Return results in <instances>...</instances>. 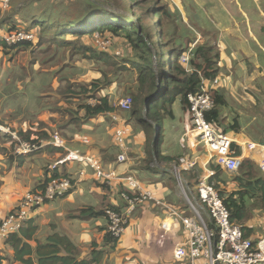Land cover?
Here are the masks:
<instances>
[{"label":"crops","instance_id":"1","mask_svg":"<svg viewBox=\"0 0 264 264\" xmlns=\"http://www.w3.org/2000/svg\"><path fill=\"white\" fill-rule=\"evenodd\" d=\"M252 1L255 13L259 16L257 20H252L246 16L243 22L234 21L236 30L230 29L228 24H225V29L221 31L211 27L207 35L198 33L202 41L197 43L207 42L218 49L219 60L217 65L219 72L217 76L221 84L219 89L225 98L228 94L233 93V88L238 84H251V87L255 89V94H251V102L255 108V97L259 101V98L264 96V0ZM180 2L182 6H177L180 5ZM172 3L182 15L183 9L185 10L183 1L172 0L169 2L172 11H175L176 8ZM181 7L183 8L181 9ZM17 14H10L11 19L16 20ZM194 18V15L191 16L192 23L196 24ZM202 19L204 21L203 17ZM181 20L185 25L188 22L187 17L186 21L182 18ZM239 23L245 27L244 30L238 29ZM206 26L209 27L207 24ZM3 28L5 27L0 26V30H3L0 33L4 32ZM179 33L187 38V32L179 30ZM198 34L192 36L196 38L195 41H198ZM187 42L188 40L185 39L183 43L186 45ZM27 50L29 48L26 50L4 49L0 45V84L2 85L0 90V127L15 132L21 140L35 139L37 143L42 144V147L31 153L16 155L14 152L15 142L10 134L0 130V220L17 206L26 192L35 189L44 180L47 167L55 164L54 162L65 154V149L50 143L53 132L59 133L65 142V146L72 152L79 153L80 151L100 158L105 170L115 169L118 174L131 173L136 178L135 168H152L158 172H171L174 175L172 165L175 161L147 162L144 149L145 135L137 126L131 128L130 125L133 123L128 120V112L118 108V100L122 97L114 96L115 94L112 92L113 86L116 84H112L107 89H101L99 94L102 96H98L107 97L114 110L99 114L79 124L71 121L69 116V110H74L77 107L75 102H78L79 98L61 96L65 103L61 106L63 108L61 113L64 116L53 112L52 109L56 108L47 104L49 96L46 95H54L50 94L49 90L41 91L40 96H36L38 99H32L30 102L24 94L26 93L27 96L34 95L33 90L30 92L27 90V87L31 86L29 83H33L34 80L33 78L30 79L32 74L23 72V78H21L22 75L20 72L14 71L12 66L15 67V65L11 63L12 57L18 52ZM32 51L37 52L33 48ZM246 53H250V56H246ZM228 55H231L230 60ZM248 57L254 58L255 63ZM28 64L31 69H39L36 56L29 59ZM19 66L24 71V65ZM134 73L136 72L134 71ZM96 74L98 75L91 76L84 81L80 79V82L78 81L79 76H72V78L66 76L65 79L73 83H88L91 79L100 77L99 70L96 71ZM252 79H255V84ZM56 80L60 81L59 77ZM59 88H61V83ZM106 94L110 96H103ZM247 94L243 96H247ZM59 96L55 97L59 98ZM20 97L22 105H19ZM84 100L92 104L95 102L90 98ZM39 102L40 104H38ZM226 102L229 103L227 98ZM253 112L252 119L254 120L253 124H255V111ZM20 113L27 115L23 121L19 116ZM179 114L177 119L173 113L174 116L171 118V126L167 134L169 138L166 141L163 122H161L159 150L162 155L176 159L186 154L197 163L192 171H184L181 175L184 186L190 193L189 178L193 177L196 180L202 173L212 170L210 164H215V162L211 158L210 152L202 144H198L190 132L187 110L182 107V113ZM82 115L83 113L79 111L78 116L81 117ZM223 115L229 121V115L227 116V113H223ZM50 117L55 118L54 125L50 123ZM113 117L118 118V120L114 121ZM113 123L117 126H122L125 123L130 127L132 141L129 147V156L125 162H116L119 150L114 142ZM239 124L241 127L240 121ZM19 133H22L23 136L21 137ZM227 133L232 139V143L238 148L239 154L237 156L242 160L250 159L254 165L260 168V164L264 161V143L256 139L255 141L251 140L244 135L241 128L239 132L228 131ZM84 139L87 140L86 143ZM175 148L177 152L172 154ZM75 164L77 163L67 162L57 166V173L71 179L72 188L64 197L47 202L34 212L33 223L36 226V231L33 239L28 241L33 248L37 244L36 239L44 242L50 234L59 233L66 235L73 242L77 247V259L86 260L87 264H196L195 261L190 262L189 259L179 261L174 258L175 246L184 240L177 241L175 238L176 219L169 215V209L155 202V200H159L178 211L184 205L192 213L179 185L173 194L172 189L163 187L160 183L156 187H151L139 181L141 191L151 193L152 199L146 198L136 205L134 211L127 217V223L114 247L111 248L110 243L104 244V236L108 226L107 218L102 216L80 219L73 217V215L79 209L89 206L96 209L116 206L123 210L125 201L119 196V191L116 188L104 185L103 182L97 180L88 165ZM80 171L85 172L80 174ZM194 172L197 174L195 175ZM237 172V170L227 171L222 168V180L224 181L222 188L226 192L237 189V184L233 179ZM158 205L160 207L157 208ZM138 206L137 216H134ZM75 210L77 211L75 212ZM252 214L245 225L251 229L249 237L256 240L264 236V207L254 208ZM164 221L170 223V228L167 231L161 228ZM13 253V249L5 240L0 239V256L4 258L2 264H22L12 260ZM33 261L34 264H37L34 257ZM198 262L207 264L205 260L202 263Z\"/></svg>","mask_w":264,"mask_h":264},{"label":"trees","instance_id":"2","mask_svg":"<svg viewBox=\"0 0 264 264\" xmlns=\"http://www.w3.org/2000/svg\"><path fill=\"white\" fill-rule=\"evenodd\" d=\"M150 1L152 2L148 4ZM182 1L187 13L192 11L188 1ZM81 5L84 8H79ZM4 11L0 8V14ZM31 17V20L26 24L25 21L22 23L18 19H11V15L5 16V19L0 21V26L5 27L3 28L4 32L33 30L35 34L34 40H24L13 45H8L0 39V45L4 49L38 48L45 41L49 46L55 44L58 47L79 49L80 51H77L84 55L88 52L89 57L100 61L108 69L99 68L100 77L93 78L88 83H73L65 77L59 78L61 88L58 89L57 94L79 98L78 102H75L77 107L74 110H69L70 120L79 124L99 114L113 111L114 107L109 104L107 97H98L102 96L99 94L100 90L116 84L113 77L117 74L135 71L137 90L136 94L131 97L133 103L131 109L127 111L131 117L128 120L133 121L134 126L140 128L145 135L148 163H160L161 161H175L176 163V158L160 153L161 120L172 115V105L178 98L183 108L187 109L188 95L202 90L203 78L211 80L217 76L219 72L218 49L207 42L197 43L196 38L191 36L186 35L187 38L181 36L179 28H185L186 25L182 22L177 8L172 11L167 0H79L72 16L65 15L59 18L56 13L54 16L34 14ZM147 19L150 21L147 22ZM155 33H157L156 36ZM95 34L109 42L107 49H100L92 41ZM74 37L79 39L78 47L70 40ZM114 38H121L124 42L116 43L117 40L114 41ZM156 39H158V44H154ZM185 39L188 40L186 45L183 43ZM188 50H190L187 65L189 69L179 61V55ZM205 84L214 102L213 108L206 113V120L217 128L221 127L223 130L219 129L225 133L228 131L239 132L241 127L237 116H233L226 124H223L225 116L222 109L227 107L223 93L220 89L215 90L211 83ZM87 98L93 99L95 102L93 104L85 102L84 99ZM146 98H149L150 108L147 118L151 120L152 117L151 122L143 118ZM79 111L83 113L81 117L78 116ZM19 135L23 136L22 133ZM236 147L233 143L231 144L233 155L237 156L239 152ZM57 166H48L44 180L33 190L44 188L51 178L68 177L57 173ZM210 168L214 173L210 176L209 182L214 185L223 204L228 209L230 222L239 225L243 235L249 237L251 229L245 225L246 221L252 217L254 208L264 207V173L250 159H244L237 169V175L233 177L237 189L226 192L222 188V183H224L222 168L216 163L210 164ZM48 172L50 173L48 174ZM115 188L127 191L126 193L129 195L135 193L121 183L117 184ZM106 209L120 211L121 207L106 206L103 209L84 207L79 209L73 217L86 219L103 216L109 222ZM35 231L36 226L32 216L25 221L18 232H14L6 238L5 242L14 251L13 261L34 264V257L37 264L88 263L86 260L77 259V247L63 234H50L44 242L36 239L37 244L33 248L28 241L33 239ZM251 239L253 242H257V239ZM104 240V244L110 243L112 248L117 237H114L106 228ZM3 260L4 258L0 256V264Z\"/></svg>","mask_w":264,"mask_h":264},{"label":"built area","instance_id":"3","mask_svg":"<svg viewBox=\"0 0 264 264\" xmlns=\"http://www.w3.org/2000/svg\"><path fill=\"white\" fill-rule=\"evenodd\" d=\"M7 7V0H0L1 10H5ZM34 35L33 30H16L0 33V39L8 45H13L24 40H34ZM95 35L94 42L97 46L108 45L109 42L101 39L98 34ZM189 56L190 50L183 52L179 55V61L186 63L185 66H187ZM207 80L209 79L202 80L203 88L200 92L188 95L189 104L186 110L189 130L196 138V142L202 144L210 152L211 158L217 165L227 171H236L240 167L242 158L233 155L232 139L227 133L206 120V113L213 108L214 102L205 83H211L212 87H217L220 84L218 76ZM132 103L131 96H126L118 100L117 106L121 111H129ZM113 120L117 121L118 118L113 117ZM0 130L10 134L15 142L14 152L16 155L31 153L42 147V144L36 141L19 139L17 134L10 132L8 128L0 127ZM130 132V127L126 124L114 126V142L119 150L116 157L118 163L128 159L132 141ZM84 142L86 143L87 140L84 139ZM50 143L65 149V155L58 159V162L52 167L67 162L88 165L97 180L110 184L112 188L121 183L135 192L134 195H129L126 193L127 191L118 189L119 196L125 201V208L120 211L110 209L105 211L109 219L107 229L114 237L118 238L127 223V217L134 211L138 203L146 198L152 199L151 193L141 191V184L133 174H118L115 169L105 170L101 159L97 156L80 151L73 154L72 150L65 146V142L59 134L52 135ZM196 164L186 154L178 157L177 162L172 166L178 185L182 179L181 172L192 171ZM260 169L264 173V161L260 164ZM213 173L214 171L210 170L197 177L195 183L197 194L195 196L192 192L188 193L185 186L179 185L189 209L192 211V217H186L183 214L180 216L178 210L155 200L157 204L169 209L170 216H173L174 219L179 218L187 233V239L175 246L174 258L179 261L189 259L190 262H194L196 258H202L207 264H264V236L257 239L255 243L251 238L243 235L239 225L230 222L228 209L223 204L214 185L209 182ZM80 174H84V172L80 171ZM71 188L70 178L54 177L47 182L44 188L26 192L17 206L0 220V239L6 240L10 234L18 232L25 221L31 218L40 206L64 197ZM161 228L167 231L170 228L169 221H164Z\"/></svg>","mask_w":264,"mask_h":264},{"label":"rangeland","instance_id":"4","mask_svg":"<svg viewBox=\"0 0 264 264\" xmlns=\"http://www.w3.org/2000/svg\"><path fill=\"white\" fill-rule=\"evenodd\" d=\"M78 1L79 0H7L8 7L7 9H5V11L3 10L4 12L0 14V21L5 16L15 13H18L17 19L19 18L18 20L22 21V23L23 21H25V24L31 20L32 18L31 16L34 14H39L41 16L42 15L54 16L57 13V15H59V18L65 15L72 16L73 12L76 9V4ZM167 1L172 2V0L171 1L167 0ZM187 1L190 4V8L192 11L187 13V11L183 9L181 18L186 21V17H187L188 22L186 23L185 28L181 27V29L179 28V30L182 32L184 31L187 32V35L191 37L195 36L198 33H203L204 35H207L211 30V27L214 30H219V31L224 30L225 24H228L230 29L236 30L234 21L243 22L246 16H248L252 20H257V18H259L258 14L255 13L254 4L252 0H187ZM151 2L152 1H150L148 4H150ZM172 5L174 6L173 3ZM177 6H182L181 2L180 5L178 4ZM79 8H84V6L81 5ZM182 8L183 7H181V9ZM185 13H186V17H185ZM193 15L195 17L194 21H196L195 22L196 24L192 23L191 16ZM202 17L204 18V21ZM149 21L150 20L147 19V22ZM205 23L209 27H207ZM238 29L244 30L245 27H243L242 24L239 23ZM156 34L157 33H155V36ZM75 37L71 38L70 40L72 44H75L77 46L79 45V39L78 37L77 38ZM95 37H93V41ZM200 37L201 36L199 35L198 41L196 42L202 41ZM87 41H89L88 38ZM114 41L120 44L124 42L121 38H114ZM157 42L158 39H156L154 44H158ZM48 46H49L48 42L44 41L41 43L40 47L38 48L32 47L33 50H37V52H33L32 48H29V50L27 51L18 52L14 57H12L11 63L15 65V67L12 66V68L14 69L15 72H20V74L22 75L21 78H23V72H30L32 74L30 79L33 78L34 80L33 83L31 82L29 83L31 86H29L30 88L27 87V90H29V92L33 90L34 95L27 96L26 93L24 94V96H26V98H28L30 102L32 99L37 100L38 98L36 96H40L39 93L41 91L49 90V93L54 95H46L49 96L48 97L49 101L47 102V104L50 107L56 108V109H52L53 112H57L58 114L64 116V114L61 113V110H63L61 106L65 104L64 99L61 96H59V98L55 97L58 95L57 92L61 83V81H57L56 78L66 77V76L72 78V76L75 77L79 76L78 81L80 82V79L84 81L91 76L98 75L96 74V71H98L99 68L106 70L107 67L103 63H99L98 61L89 57L88 52H86L85 53L86 55H84L79 52L80 51L79 49H72L71 47L69 48L58 47L55 44L50 45L49 47ZM106 47L107 45H103V44L99 46V48L102 50L107 49ZM153 52L156 51L153 50ZM246 54H247L246 56H250V53H246ZM33 56H36L38 59L39 62L38 70L31 69L28 64L29 59H32ZM230 58L231 55H228L229 60ZM248 58H250V60L255 63L254 58L251 57ZM180 63L186 65V63L182 61ZM19 65L21 66L24 65V71H22V68ZM113 79L116 80V85L113 86V90H112V92H114L115 94L114 96H119L123 98L126 96L132 97L133 95L136 94L137 80H136V73H134V71L117 74L116 76L113 77ZM203 79L205 80L206 78ZM252 80L254 81L255 79ZM214 88L215 90L221 88V84H219L217 87ZM1 89H2V85L0 84V90ZM246 94L247 96H243ZM251 94H255V89L254 87H251V84L250 85L238 84L235 88H233V93L228 94V96H226L229 103H227V107H225V109H222V111L223 113H227V116L229 115V119L232 118L233 116L239 117V121L241 123V130H243L245 136H247L253 141H255L256 139L257 141L264 143V96L262 98H259V101H257V98L255 97V108H254L253 103L251 102V98H252ZM38 104H40V102ZM19 105H22L21 97H20ZM182 107L183 105L180 99L178 98L173 105L172 115L166 116L161 120L164 126L165 141L168 140L169 138L167 134L171 126L170 123L171 118H173V116L175 115V117L178 119L180 116L179 113H182ZM253 111H255V124H253L254 120L252 119L254 113ZM19 116L23 121L27 115H23L22 113H20ZM127 117L131 118L129 117V114H127ZM224 118H223L224 120L223 124H226L228 120L226 119L227 117ZM49 120L50 123L54 125L53 121L55 120V118L50 117ZM148 120L151 122V120L153 119L151 117V120L150 119ZM113 126H115V123H113ZM130 126L131 128H134V124H131ZM219 128L222 129L221 127ZM54 134H59V133L53 132L52 135ZM29 141H32V139H29ZM147 148L148 147L144 146L145 152ZM176 152L177 150L175 148L173 149L172 154H176ZM57 162L58 161L54 163L56 164ZM134 173L137 176L138 181L142 182L144 185L156 187V185H159L160 183L163 185V187H168L169 189H172L173 194L177 189L178 186L177 179L171 172H158L156 169L154 170L152 168H146V169L135 168ZM194 174H197V172H194ZM180 181L181 183H179V185L181 187H184V183L182 179ZM189 181H190V190L192 194L196 195L197 194L196 184H195L196 180L193 177H190ZM106 185L111 186L110 184H106ZM158 207L160 206L158 205L157 208ZM138 209L139 206L136 208L134 212V216H137ZM76 211L77 210H75V212ZM181 214H183L186 217H192V213L188 211V209L184 205L181 206L178 212V215L181 216ZM176 226H177V231L175 233L176 240L177 241L186 240L187 233L183 229V225L180 222L179 218H176ZM194 261L196 264H200L198 261L202 263L203 259L196 258Z\"/></svg>","mask_w":264,"mask_h":264},{"label":"water","instance_id":"5","mask_svg":"<svg viewBox=\"0 0 264 264\" xmlns=\"http://www.w3.org/2000/svg\"><path fill=\"white\" fill-rule=\"evenodd\" d=\"M154 66H155V63H154ZM148 101H149V98H146V100H145V104H144V109H143V118H144L145 120H148V118H147V113H148L149 110H150ZM155 126H156V125H155ZM156 128H157V126H156Z\"/></svg>","mask_w":264,"mask_h":264},{"label":"bare ground","instance_id":"6","mask_svg":"<svg viewBox=\"0 0 264 264\" xmlns=\"http://www.w3.org/2000/svg\"><path fill=\"white\" fill-rule=\"evenodd\" d=\"M73 154H75L76 152H72Z\"/></svg>","mask_w":264,"mask_h":264},{"label":"clouds","instance_id":"7","mask_svg":"<svg viewBox=\"0 0 264 264\" xmlns=\"http://www.w3.org/2000/svg\"><path fill=\"white\" fill-rule=\"evenodd\" d=\"M227 133V132H226ZM228 134V133H227Z\"/></svg>","mask_w":264,"mask_h":264}]
</instances>
